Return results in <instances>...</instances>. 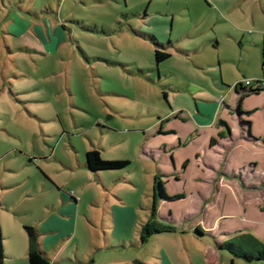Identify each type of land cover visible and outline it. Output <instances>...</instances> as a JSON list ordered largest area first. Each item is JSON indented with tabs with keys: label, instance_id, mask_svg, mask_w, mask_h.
<instances>
[{
	"label": "rangeland",
	"instance_id": "1",
	"mask_svg": "<svg viewBox=\"0 0 264 264\" xmlns=\"http://www.w3.org/2000/svg\"><path fill=\"white\" fill-rule=\"evenodd\" d=\"M221 6L230 9L223 8L221 13ZM159 13L169 16L164 25L156 26L155 18L164 17ZM153 29L163 30L170 43L177 39L166 49L169 57L159 64L154 63L151 45L136 35ZM24 33L27 38L22 37ZM164 39L158 36L156 40ZM212 71L220 74L224 85L242 83L254 75L261 81L259 90L264 86V0H0V194L31 193L33 187L38 190L43 184L37 176L47 175L58 189L73 193L76 208L90 219L81 216L80 222L89 224L88 229L77 225L72 239L79 237L84 242L95 233L100 236L96 246L100 250L90 252L100 261L113 254L103 251L101 230H94L91 224L110 226L113 220L126 224V207L136 212L132 224H185L182 229L172 226L173 233L156 236L175 264L183 258L187 261L182 245L186 239L197 264H202L211 238L205 235L194 241L195 224L200 225V232L204 231L202 224H256L234 234L250 233L264 244V228L257 225L264 224L262 164L254 172L249 166L229 172L241 182L261 187L258 191L242 190L228 177L220 182L216 173L236 165L225 161L234 152L224 155L215 146L209 151L213 159L203 165L202 177L197 178L200 186H196L191 179L197 174L193 161L186 162L180 173L181 165H174L172 158L190 154L191 160L194 150L170 149L166 165L164 155L156 149H162L158 141L169 138L157 126L153 128L154 124L166 120L169 108L181 107L189 114L187 109L193 105L188 94L169 87L213 89L218 94L219 112L231 121L232 111L223 105L235 106L230 101L232 89L227 95V89L220 90ZM245 99L239 104L241 113L254 110L253 104H261L264 96ZM169 119L164 122H172ZM251 121L264 126V112L259 120ZM218 135H226L224 126ZM250 146L244 144L238 153L249 154ZM91 149L102 160H126L128 165L116 171H86L78 162ZM243 175L248 178L242 180ZM158 180L166 196H185L160 198V204L156 197L152 208V190ZM213 184L217 187L209 194ZM42 194L21 198L16 205L21 209L20 219H34L39 214ZM46 194L53 197L54 191ZM57 201L60 203L59 197ZM205 201L207 205H203ZM103 210L114 219L105 214L102 222ZM196 210L199 213L192 214ZM130 238L136 249L121 254L136 251L153 260L155 255L148 251L156 247V239L140 241L139 232ZM67 256L72 258L71 253Z\"/></svg>",
	"mask_w": 264,
	"mask_h": 264
},
{
	"label": "crops",
	"instance_id": "2",
	"mask_svg": "<svg viewBox=\"0 0 264 264\" xmlns=\"http://www.w3.org/2000/svg\"><path fill=\"white\" fill-rule=\"evenodd\" d=\"M205 5L206 7H208L207 4ZM219 8L218 10L222 13L221 10H223V8H225V10H229L230 6H221ZM159 14L164 15V17L160 19L155 18L156 20L155 24H157L156 26L164 25L166 23V19H165L166 16H169L167 13H163V14L159 13ZM138 33H141V31ZM142 33L151 34L155 40L158 39V36H165L166 40L164 39L165 41L161 43L166 44V49L169 46L173 45L177 40L175 39L172 43H170L167 39L166 33L163 30L156 31L155 29H153L150 30L149 32L142 31ZM256 34H261V31H257ZM136 35L148 43L146 39L142 38L137 33ZM23 36L27 38L26 33H24L22 37ZM181 52L187 53L188 51H181ZM262 56H263V51H262ZM215 64L216 63H213L211 64V66L212 65L215 66ZM211 76L214 81L218 80V82H215L214 84H216L220 90L227 89L226 90L227 93H225L226 95L229 94L228 91L230 90V87L232 89L230 101L235 102V106L231 108L223 105L225 108L232 111V114L230 115L231 121L225 119L224 117L225 113L223 111L219 112V108H218L219 105L217 102L218 94L213 89H209L206 87L201 88L198 86L192 89V85L189 86L176 85L173 87H169V89H171V91L173 92L182 91L186 95L188 94L191 97L193 105H191V107L187 109V111L189 112L190 115H192L193 119H191L190 115L188 113H185L181 107H179L178 109L169 108V110H167V112H165L164 115H167L166 118L167 121L170 120L169 118L172 117V122L165 123L164 121L166 120L159 121V123L154 124L153 127L155 128V126H157L161 130L166 132L165 135H168L169 140L163 141L161 139V141H158L161 142V144L159 143L156 144L162 145V149H160L159 147H156V149L160 150L161 153L164 155V161L166 165H168L169 163L167 161V153L169 152L170 149L175 147H179V149L189 147L192 150H194L195 152L194 157L191 160L189 157L190 154L182 155L179 153L177 156H173L172 158L174 165L177 164L182 165V163L185 160H187V162L193 161V167H195L197 174L193 175L196 177L192 176L191 179H193L194 182L197 183L196 186H200L199 185L200 181H198L197 178L202 177V167L203 165H206V163H209L211 159H213L210 156L209 151L211 148L215 146L216 147L220 146L224 150V152H221L224 153V155L229 151L232 153L234 152V155L229 156L228 158L225 159V161L228 162L230 160L231 162H234L236 166L234 167L229 166L223 170L218 171L215 176H218V178L221 179L219 181L223 182L224 180H226L225 178L228 177L230 178V180H233L232 182L242 190L251 191V189H253L252 191H258L260 190L261 187L257 186L254 183L250 184L249 182H245V181L242 182V184L246 188H242L239 185V183L236 181V179L232 178L233 176L231 175V173L233 172V170L238 168L237 166L243 169H246V166H249L251 172L260 170V164L264 166V126L261 125L257 126L251 121V119L253 118L259 120L261 117H263L264 101H262L261 104L259 105L253 104V106H255L256 108L254 110L249 111V113H241L238 111L239 109L238 106L244 98H246L245 99L246 101L247 98L249 97L257 99L259 96H264V86H262L261 89L258 90L257 92L250 93L243 86H242L243 89L241 90L239 88H235L234 84L236 82H234L232 86L224 85L221 82L222 79L220 78V74L215 75V71L211 72ZM250 78L251 79L249 80L258 79V77L254 75H252ZM168 85L169 84H167V86ZM204 89L208 93H204L203 92ZM196 98L198 100H203L205 102H213L214 105L205 106L202 104H197L195 100ZM222 101H225L223 97H222ZM245 119L248 121L247 122L243 121ZM218 120H223L228 125L229 134L227 136L226 135L217 136V132L220 131V126H221L218 123ZM168 130H172V132H168ZM249 134L254 136L256 139H250L251 137ZM211 138L215 140L212 143V145L209 144ZM249 143H251V146L253 145V147L251 146L249 147L251 148L252 152L244 155H242L241 153L239 154L238 151L240 150V148L243 147L244 144H249ZM253 148H255L256 151H254ZM19 153L20 152L15 151L14 154H19ZM171 154H173V152H171ZM204 156L206 157L204 158ZM258 158H260L261 160H257ZM78 165L86 170V168L84 167L83 159L80 163L78 162ZM184 171H185V167L181 169L180 173H183ZM261 171H264V169H261ZM41 174L37 176L38 183L39 184L43 183V184H41V187L38 190H36L35 187H33V191L31 193L22 191V193H18L14 196H9L8 192H2L0 194V230L3 237L2 238V247L4 253L3 264H27L26 255H27L28 245H27L26 235L22 228L24 224L34 225L39 230L40 247L45 251L52 264H90L88 262L89 260H91L94 264H131L134 259H139L147 264H175L173 260L171 261V254L170 252L167 251V247L164 245L165 243L161 245L160 240L156 239L157 238L156 236L160 234H166L167 232L154 233L148 237L150 240L153 239L157 240L156 247H154L155 246L154 245L148 251L150 254L155 255L153 257V260L148 259L147 257L145 258L142 255H138L136 251L121 254L122 252H125L127 250L136 249L137 247L136 242L134 240L132 241L130 236L131 234H133L134 237L137 236L139 232L138 228L140 227L141 224H132L135 223V216H136V212L133 207L124 208L126 209L125 218L128 220L126 224H114L113 215L111 214V212L107 213L105 210H103L104 219H102V222L105 221L106 218L105 214H107V217L113 220V224H111L110 226L107 224H91L94 227V230L97 231L96 227H99V229L101 230V240H102L101 248L103 249V251L104 252L109 251L112 252L113 254V256L103 261L95 260L94 257L90 255V252H93L95 250L96 251L100 250L99 247H96L100 245V240H99L100 236L98 238V236L95 233L93 238L84 242H81L79 240V237L75 240L72 239V237L75 235L77 225L79 226L80 229H85V228L88 229L89 224H82L80 222L81 216L84 217L86 220H90V219H88L86 213H81L80 211H78V209L76 208V198L74 196L73 197L75 198V201H72L66 192H63L60 189L58 190L55 183L46 177L47 175L45 176L44 174H42L43 176H41ZM97 177L98 179L100 178L99 174H97ZM246 178H248V176L245 175L242 176V180H245ZM214 185L216 186V184H213L212 187L209 188L210 191L209 194L212 193ZM249 186L250 188H247ZM262 188L264 189V186ZM51 190L54 191L53 197H51V195L49 194H46L48 191ZM40 193L43 194L41 195L39 201V207H38L39 214L36 215L34 219H30L26 221L24 219H20L19 214H21V209L19 208L16 209V205L20 202L21 198L30 197L33 195H40ZM209 196L210 195H208V197ZM57 197L60 198V203H58ZM160 203H162V199H160L159 204ZM207 203L208 202L205 201L203 205H207ZM198 207L199 205L197 206V208ZM201 209L202 208L200 207V211ZM33 210L34 208L32 209V211ZM184 212L185 211H183V213ZM194 213H199V211L197 212L196 210L192 214ZM167 225L174 226L175 229L178 228L182 229L185 226V224H167ZM202 225L204 226V231H202L199 234H195V229H198L199 232L201 230L200 225L195 224V229L192 232V239L194 241L202 240L201 239L202 236L205 235H208L211 238V239L208 238L209 243L208 242L206 243L208 244V246L205 251L206 253L205 256L203 257L202 264H226V263L228 264L229 256L226 255L223 251L218 250L216 247V243L223 241L228 236H232V234H234L238 229L248 230L253 226H255L256 224H202ZM257 225L264 228V224H257ZM218 228H221L222 230ZM169 232L173 233L174 231H169ZM224 235L226 237H223ZM6 238L8 240L3 241ZM182 245L185 254L187 256V261L186 258H183V260L181 261H176V264H197L195 260V255L191 253V248L189 247L188 240L187 239L183 240ZM70 253L72 254V258L67 256L70 255ZM156 258L161 259V262L157 261ZM233 264H243V263H241L240 261H233ZM249 264H264V263L252 262Z\"/></svg>",
	"mask_w": 264,
	"mask_h": 264
},
{
	"label": "trees",
	"instance_id": "3",
	"mask_svg": "<svg viewBox=\"0 0 264 264\" xmlns=\"http://www.w3.org/2000/svg\"><path fill=\"white\" fill-rule=\"evenodd\" d=\"M85 29H89L86 27H82ZM90 30V29H89ZM139 36L146 39L148 43H150L152 47V56L155 64H159L160 62L164 61L169 57L168 51H166V44L156 41L151 34L147 33H138ZM246 80V79H244ZM261 81L259 79L250 80V85L245 86L244 82H236L234 84L235 88H239L240 90L243 89L244 86L248 92L255 93L259 90V84ZM254 84V86H253ZM165 97V94L163 93ZM249 113V111L245 112ZM218 123L224 126L225 134H229V127L223 120H218ZM168 132H172V130H168ZM215 140L213 138L210 139L209 144ZM187 162L185 160L181 168H184V164ZM83 163L86 170L89 172H98V171H116L125 168L128 165V161L126 160H102L98 152L94 149L87 150L84 153ZM98 173H95L97 177ZM41 176H43L41 174ZM98 178V177H97ZM233 178L239 183L242 188H246L240 178L236 175H233ZM158 185H155L152 192V208L155 205V198L158 197L164 198L167 200H177L184 196L183 193H175L171 196H166L163 190L162 182L160 180L157 181ZM263 186V185H261ZM250 188V187H247ZM59 190V189H58ZM69 198L72 201H75V198L72 194L67 193ZM153 216V213H151ZM23 231L27 238V264H52L50 259L48 258L45 251L40 247V232L39 230L31 224H24L22 226ZM173 231L171 225L167 224H141L139 227V235L140 241H144L148 238L151 234L160 233V232H168ZM198 229H195V234H199ZM2 233L0 230V264H3L4 253L2 247ZM216 247L218 250L223 251L226 255L229 256V263L233 264V261H240L243 264H249L252 262H260L264 263V244L260 243L256 240L253 235L250 233H240V234H232V236L226 237L223 241L216 243ZM90 264H94L91 260L88 261ZM131 264H147L139 259H134Z\"/></svg>",
	"mask_w": 264,
	"mask_h": 264
},
{
	"label": "built area",
	"instance_id": "4",
	"mask_svg": "<svg viewBox=\"0 0 264 264\" xmlns=\"http://www.w3.org/2000/svg\"><path fill=\"white\" fill-rule=\"evenodd\" d=\"M244 83H245V86H249L250 85V80L246 79V80H244ZM253 86H254V84H253ZM69 194H71V192Z\"/></svg>",
	"mask_w": 264,
	"mask_h": 264
},
{
	"label": "water",
	"instance_id": "5",
	"mask_svg": "<svg viewBox=\"0 0 264 264\" xmlns=\"http://www.w3.org/2000/svg\"><path fill=\"white\" fill-rule=\"evenodd\" d=\"M239 107V106H238Z\"/></svg>",
	"mask_w": 264,
	"mask_h": 264
}]
</instances>
